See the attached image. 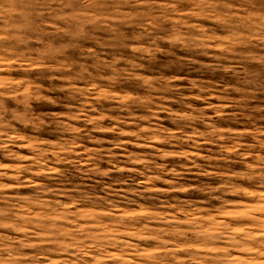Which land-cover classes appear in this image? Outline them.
<instances>
[{
	"label": "rangeland",
	"instance_id": "rangeland-1",
	"mask_svg": "<svg viewBox=\"0 0 264 264\" xmlns=\"http://www.w3.org/2000/svg\"><path fill=\"white\" fill-rule=\"evenodd\" d=\"M0 114V264H264V0H0Z\"/></svg>",
	"mask_w": 264,
	"mask_h": 264
},
{
	"label": "clouds",
	"instance_id": "clouds-1",
	"mask_svg": "<svg viewBox=\"0 0 264 264\" xmlns=\"http://www.w3.org/2000/svg\"><path fill=\"white\" fill-rule=\"evenodd\" d=\"M200 3H203V0H200ZM194 7H198L199 6V4H194L193 5ZM0 118H2V114H0ZM64 130H72V129H70V128H65ZM73 131H80V130H73Z\"/></svg>",
	"mask_w": 264,
	"mask_h": 264
}]
</instances>
